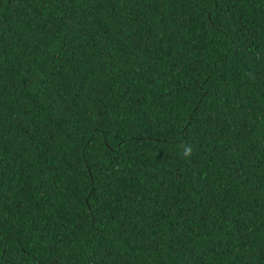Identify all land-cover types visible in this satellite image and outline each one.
<instances>
[{"label":"trees","instance_id":"trees-1","mask_svg":"<svg viewBox=\"0 0 264 264\" xmlns=\"http://www.w3.org/2000/svg\"><path fill=\"white\" fill-rule=\"evenodd\" d=\"M0 264H264V0H0Z\"/></svg>","mask_w":264,"mask_h":264}]
</instances>
